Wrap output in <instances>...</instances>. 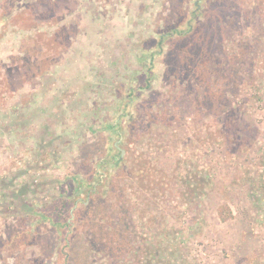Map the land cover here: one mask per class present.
<instances>
[{
    "label": "rangeland",
    "instance_id": "1",
    "mask_svg": "<svg viewBox=\"0 0 264 264\" xmlns=\"http://www.w3.org/2000/svg\"><path fill=\"white\" fill-rule=\"evenodd\" d=\"M116 139L126 160L102 168ZM142 160L166 185H130ZM99 179L93 227L126 240L111 263L86 254L90 227L73 248L60 227ZM146 246L264 264V0H0V264H137Z\"/></svg>",
    "mask_w": 264,
    "mask_h": 264
},
{
    "label": "trees",
    "instance_id": "2",
    "mask_svg": "<svg viewBox=\"0 0 264 264\" xmlns=\"http://www.w3.org/2000/svg\"><path fill=\"white\" fill-rule=\"evenodd\" d=\"M192 28L193 27L191 25H189V27L187 29H182V30H176L175 29V31H176V34L178 36H183ZM173 33H174V31L171 32V35ZM163 36H162V39L159 41V45L161 47H162ZM204 50H205V59H207L209 61V59L212 58L213 53H211V51H209L206 47ZM215 93L216 94L214 95V98L218 102V100L220 98H222V95H220L221 88L218 87L217 90H215ZM205 111H206L205 117H207L208 114L214 113L215 107H209L208 105H205ZM151 119H153L152 122L156 121L155 117H153ZM114 125L116 127H118L117 128L118 131H117L116 135L121 136V132L119 129L120 125L119 124H114ZM207 125H212V124H206V121H205V126H207ZM210 134H214V132H210ZM118 143H119L118 139H116L113 143V146L111 145L114 152L112 154H109L108 158H103L100 161V166L102 168H110L109 166H107L110 163H113L112 164L113 167H115V166L119 167L126 160L127 155L123 156L122 150L120 149ZM116 150H117V152H116ZM116 158H118V160ZM145 161L142 160V162H145ZM146 164H148V165H146V167L144 169L141 166L142 164H139L136 166L135 170L131 172L133 179L138 182V185L133 186L132 183H130V185L132 187H136V190L138 189L139 191L142 189H144V190L152 189L155 187V185H159L160 183L166 185V183L161 181L160 178H156L153 176L152 173L156 169L152 168L151 164L148 161H146ZM123 174H124V172L122 170H115V172H113V174L111 175V182L109 183V185L107 187L111 186V194H113L114 196H116L118 194L122 197L123 200H125L123 192L122 193L120 192V194H119V192L117 193V190L120 191V188L118 187L120 185L118 177H122ZM100 179L95 184H90L92 189L90 190L91 192L89 194H87L86 196L81 197V196H78V194L72 195V196L69 195L68 196L69 199L66 198L65 200H63L61 206L63 209L65 208V210L68 212V214L67 215L65 214L64 223L62 222L60 227L66 228L65 229L66 230L65 238H66V243L68 246H70V244L74 243V241L76 240V237H78V235L80 234V231L84 232L85 227H90V232H89L90 238H88V240H89L88 243H90L89 244L90 247L88 248V253H86V254H89V256H93V254H91V252L95 251L94 253L96 254V256L98 258H101V259L107 261L108 263H111V262H114L113 261L114 259H116L115 255H118V256L124 255L125 250L123 248H125L124 246H125L126 240L122 236H119L120 241L117 242L116 237H111V233H110V237H109L107 235V233L102 228H100L98 230V229L93 227V225H94L93 220L97 216V214H95V209L93 208L94 205L92 202H94V201L91 200V201L86 203V200H90V198L93 197L94 193L96 191L97 192L99 191L98 187H104L103 181H101ZM77 187L78 188H76V191L79 192L80 189H81V191L83 190L82 184L80 182L77 184ZM123 189H125V188H122V190ZM82 193H83V191H82ZM69 205H70V207L68 208ZM219 214H220V217L223 221L227 220L232 215L230 209L227 206L221 207L219 209ZM83 215L85 217L91 215V219L86 220L87 223L85 224V226L79 227L80 226L79 225V218H80V216L83 217ZM105 219L108 220V217H105L104 220ZM93 229H95L97 231L94 232ZM98 240L100 242H98ZM94 244H95L96 248L92 246ZM70 247L73 248V246H70ZM143 249L141 250V254L143 253L142 257H144V258L143 259L140 258V260L138 261L137 264H159V262L157 263V255L158 254L155 252L154 247L151 248V246H146V247H143ZM71 253L72 252H70V254H69V259L71 258L70 257ZM77 254H78V252H77ZM67 259H68V254H67ZM114 264H116V262ZM166 264H168V262H166Z\"/></svg>",
    "mask_w": 264,
    "mask_h": 264
},
{
    "label": "flooded vegetation",
    "instance_id": "3",
    "mask_svg": "<svg viewBox=\"0 0 264 264\" xmlns=\"http://www.w3.org/2000/svg\"><path fill=\"white\" fill-rule=\"evenodd\" d=\"M124 152H123V150H122V154H123Z\"/></svg>",
    "mask_w": 264,
    "mask_h": 264
}]
</instances>
